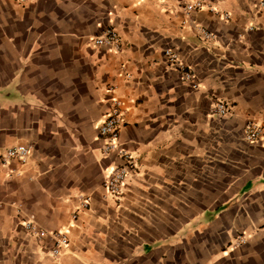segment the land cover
Returning a JSON list of instances; mask_svg holds the SVG:
<instances>
[{"label": "crops", "instance_id": "crops-1", "mask_svg": "<svg viewBox=\"0 0 264 264\" xmlns=\"http://www.w3.org/2000/svg\"><path fill=\"white\" fill-rule=\"evenodd\" d=\"M193 1L0 0V154L30 148L0 169V264H264V139H243L247 121L264 122V13L205 0L186 16ZM108 28L121 50L93 44ZM113 97L135 158L118 201L102 183L119 160L98 135ZM215 101L228 116L211 114ZM80 196L90 209L73 220ZM28 216L67 236L58 256L25 232Z\"/></svg>", "mask_w": 264, "mask_h": 264}, {"label": "built area", "instance_id": "built-area-1", "mask_svg": "<svg viewBox=\"0 0 264 264\" xmlns=\"http://www.w3.org/2000/svg\"><path fill=\"white\" fill-rule=\"evenodd\" d=\"M18 6H23L28 0H13ZM205 7V0H194L193 2L186 3L182 6V10L186 16L195 12L201 11ZM257 9L264 13V0H257ZM210 11L218 15V11L210 8ZM223 20H228V14L219 15ZM198 32L205 42L212 41L214 35L206 29L199 27ZM93 44L96 47H104L107 49L121 50L122 42L119 33L113 29L108 28L104 30L99 36L93 39ZM165 61L170 67L177 70L183 82L191 85L193 89L197 88V84L193 79L192 73L181 62L177 53L172 50L164 51ZM126 78H130L129 75ZM113 87L109 88L112 92ZM211 114L218 117H226L229 115L228 108L223 101H215L211 107ZM123 111L122 102L119 98L113 97L110 100V110L107 116L102 120L98 128V135L103 142L102 152L106 156L115 155L119 160V164L115 165L110 175L103 181L102 189L105 197L114 201H118L122 194L127 178L135 167V158L127 151L121 148L120 133L123 127ZM243 139L247 143H259L264 139V122H257L249 120L245 123L243 128ZM30 148L25 145H15L4 149L0 154V169L6 166L10 161L15 160L21 165H25L29 160ZM91 199L88 196H80L78 202V211L74 213L71 218L77 219L79 211H89ZM17 216L21 217L23 211L18 208L16 210ZM25 232L40 242L49 237L53 240L54 245L51 249L53 256H58L62 249L69 243L67 236L59 231L47 232L41 229L33 220L32 216L25 217L22 222Z\"/></svg>", "mask_w": 264, "mask_h": 264}]
</instances>
